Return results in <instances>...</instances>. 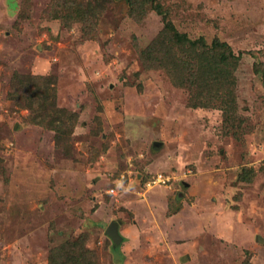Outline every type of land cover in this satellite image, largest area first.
Returning <instances> with one entry per match:
<instances>
[{"label": "rangeland", "instance_id": "374dc122", "mask_svg": "<svg viewBox=\"0 0 264 264\" xmlns=\"http://www.w3.org/2000/svg\"><path fill=\"white\" fill-rule=\"evenodd\" d=\"M156 1L231 46L224 90L146 65L154 11L109 4L93 39L71 8L0 0V264H70L83 237L96 264H264V0Z\"/></svg>", "mask_w": 264, "mask_h": 264}, {"label": "trees", "instance_id": "16d2710c", "mask_svg": "<svg viewBox=\"0 0 264 264\" xmlns=\"http://www.w3.org/2000/svg\"><path fill=\"white\" fill-rule=\"evenodd\" d=\"M54 3L53 11L58 14L71 8L73 13H67L72 18V22H77L86 29L85 33L93 35L96 38L95 27L97 22L104 14L107 5L117 1L126 6L129 15L134 18L142 19L149 11H154L163 18L165 23L164 29L161 31L155 41L143 52V58L146 65L150 68H161L173 80L176 75L185 77L179 82V85L192 88L193 94L202 95L198 88L204 83L205 86L210 85L209 81L214 82L217 90H224L221 86L223 82L231 79L234 67L238 65L239 60L232 52L231 46L215 38L210 44L206 39L200 37L196 40L187 39L185 34L180 33L174 25L172 12L175 9L164 6L156 0H51ZM108 3V4H107ZM150 8V9H148ZM69 10V11H71ZM57 15V14H56ZM73 16V17H72ZM178 46L177 52L169 58L163 55L162 49H170ZM156 53L160 54L159 56ZM206 73L203 74V73ZM211 79V80H210ZM198 91V92H197ZM34 90L27 92L26 96L32 97ZM207 93V90L204 92ZM30 94V95H29ZM36 95V93L34 94ZM200 99L201 97H197ZM233 99V98H232ZM231 97H227L230 101ZM229 110L234 112L236 108L235 97L232 102L228 103ZM224 107V106H222ZM221 108V107H220ZM83 238H77L72 241L62 243L61 253H67L66 262L70 264H96L94 254L86 244ZM63 254V253H62ZM64 255V254H63ZM247 264H252L247 262Z\"/></svg>", "mask_w": 264, "mask_h": 264}, {"label": "water", "instance_id": "95a60500", "mask_svg": "<svg viewBox=\"0 0 264 264\" xmlns=\"http://www.w3.org/2000/svg\"><path fill=\"white\" fill-rule=\"evenodd\" d=\"M120 221H112L107 228V235L112 239L114 244H120L123 241V235L120 232Z\"/></svg>", "mask_w": 264, "mask_h": 264}, {"label": "flooded vegetation", "instance_id": "af4514ba", "mask_svg": "<svg viewBox=\"0 0 264 264\" xmlns=\"http://www.w3.org/2000/svg\"><path fill=\"white\" fill-rule=\"evenodd\" d=\"M157 148V147H156Z\"/></svg>", "mask_w": 264, "mask_h": 264}]
</instances>
